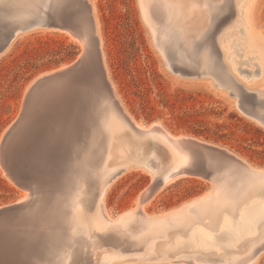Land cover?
<instances>
[{"label": "rangeland", "instance_id": "1", "mask_svg": "<svg viewBox=\"0 0 264 264\" xmlns=\"http://www.w3.org/2000/svg\"><path fill=\"white\" fill-rule=\"evenodd\" d=\"M163 1L93 0L108 79L118 99L140 124L158 123L174 136L192 137L225 148L250 165L264 169V124L240 109L235 103L237 98L231 96L227 88L218 86L212 75L195 76L192 73L196 69L164 56L154 37L155 32L164 44L187 52L191 40H201L206 44L218 28V22L228 16L227 6H222L225 2L227 5V0H203L208 4L207 7H203L202 0H192L193 3L191 0ZM241 6L242 3H239L237 9ZM263 6L264 0L255 18L257 25L264 30ZM181 25L185 28L184 36L187 38L178 41L177 31ZM190 26L193 32L198 30L196 28L199 30L193 33ZM234 28L232 39L238 52L231 55L234 60L233 65L229 66L232 69L237 66L234 61H244L239 66V78L251 80L252 74H257L258 69L260 73L263 71L264 61L258 52L262 47L249 38L245 21L237 20V24L234 22L227 30ZM68 33L62 29L30 31L19 35L0 55V208L14 204L28 194L13 182L3 166L2 139L8 128L21 116L26 91L32 80L74 63L82 53V42L76 41ZM227 55L225 53L224 57ZM255 78L253 86L248 87H263L260 82L262 75ZM43 129L48 132V125ZM40 134L35 132L33 138L39 139ZM152 181V176L141 169H131L116 179L104 199L105 207L113 219L137 208L140 196L151 186ZM212 185V181L201 177L176 180L158 190L143 213L151 216L178 209L203 196ZM44 194L43 187L33 211L34 231L42 232L49 222L48 219L43 221L40 216L39 207L42 206ZM75 218L68 216L63 222L54 223V230L74 234L86 231L84 227L75 225ZM80 262L78 253H69L61 264ZM255 264H264V253Z\"/></svg>", "mask_w": 264, "mask_h": 264}, {"label": "bare ground", "instance_id": "2", "mask_svg": "<svg viewBox=\"0 0 264 264\" xmlns=\"http://www.w3.org/2000/svg\"><path fill=\"white\" fill-rule=\"evenodd\" d=\"M89 1L94 11L102 47L99 23L95 15L96 7L93 0ZM191 2L193 3L192 0ZM225 3L222 6H227L228 16L218 22V28H215L206 44L201 40H191L190 50L187 52L164 44L151 28L156 43L164 56L188 61L200 60L204 69L227 89L235 91L246 89L264 95V86L249 88L256 82L255 77L260 75H262L260 82L264 85V68L262 73L259 69L257 74L253 73L251 80L239 78L241 76L238 74L239 66L244 61H234L237 66L230 68L229 64L233 65L234 60L231 59V55L236 54L238 50L232 39V33L236 28L227 30L234 22L237 24V20L245 21L249 38L262 47L258 52L264 61V30L256 23V15L262 0H227V5ZM239 3H242V6L237 9ZM202 4L203 7L208 6L203 0ZM192 26L190 31L193 32ZM183 28L184 26L181 25L177 31L178 41L185 37V28ZM208 33L209 31L205 34ZM68 34L76 41L79 40L72 33ZM196 34L200 37V33ZM81 44L84 47V43ZM225 53L228 54L227 57H224ZM247 64L251 65L248 62ZM73 99L90 103L86 120L88 124L92 120L98 123L103 143L91 157L85 159L78 171L71 174L72 178L65 176L57 183L44 187L45 196L39 210L42 220L48 219L49 222L42 232L57 236L60 264L64 256L69 253L80 255L79 264H108L110 260L138 259L141 251L161 253L165 260L162 264H174L171 258L191 259V264H255L257 262L264 253L263 249L254 256L259 246L264 243V175L246 179L225 177L217 185H212L203 196L178 209L151 216L145 214L146 212L143 213V209L163 187L153 190L150 186L140 196L137 208L113 219L105 207L104 199L116 179L99 197L103 181L121 163L136 164L138 168L148 166L155 156V150L149 144L150 136L138 130L143 129V125L136 122L123 105L124 113L120 112L99 88L94 77L86 75L75 81L58 80L36 90L27 106L23 108L24 115L15 136L16 141L32 138L35 132L37 135L40 134L46 125L49 128L48 133L52 134L53 128L59 123L57 116H61L64 106ZM68 216L76 217L75 225L84 227L86 231L74 234L75 232L54 230L56 227L53 224L58 221L63 222ZM36 223L38 224V221Z\"/></svg>", "mask_w": 264, "mask_h": 264}, {"label": "water", "instance_id": "3", "mask_svg": "<svg viewBox=\"0 0 264 264\" xmlns=\"http://www.w3.org/2000/svg\"><path fill=\"white\" fill-rule=\"evenodd\" d=\"M38 29L69 31L84 43V47L74 63L32 80L24 107L31 95L49 82L75 81L90 75L116 108L124 113L108 79L94 11L89 0H0V55L16 37ZM166 57L196 69L192 73L195 76L210 75L200 60ZM228 90L231 96L237 98L235 103L240 109L264 124V95L246 89ZM64 107L61 116L56 118L59 123L53 128L52 134L43 129L39 139L32 137L16 141L15 136L24 115L22 111L2 139L3 166L12 180L28 194L18 202L0 208V264H60L57 236L34 231L33 211L43 187L57 183L65 176L72 178L71 174L78 171L85 159L91 157L103 143L98 123L92 120L88 124L86 120L90 103L73 99ZM142 125L143 129L138 130L150 136L149 144L155 150L154 158L146 167L138 168L136 164L125 162L117 165L103 181L99 197L115 179L131 169L149 173L153 179V190L185 177H201L217 185L225 177L246 179L264 175V169L250 165L225 148L192 137L174 136L158 123ZM263 249L264 243L254 256ZM171 259L174 264L192 263L191 259ZM122 262L162 264L165 260L157 251H141L138 259H116L108 261V264Z\"/></svg>", "mask_w": 264, "mask_h": 264}]
</instances>
